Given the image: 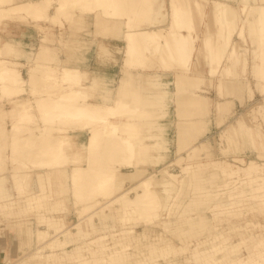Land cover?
Instances as JSON below:
<instances>
[{"label":"bare ground","instance_id":"6f19581e","mask_svg":"<svg viewBox=\"0 0 264 264\" xmlns=\"http://www.w3.org/2000/svg\"><path fill=\"white\" fill-rule=\"evenodd\" d=\"M96 1L98 9L85 0H0V237L15 236L16 227L49 236L48 245L13 261L46 264L63 254L51 263L264 264V119L254 126L237 117L235 135L247 134L243 148L212 157L219 182L205 209L174 215L206 163L192 158L191 147L178 169L169 168L168 89L157 88L169 80L155 82L169 75L162 70L170 62L190 67L201 46L206 72L214 73L222 59L236 57L232 36L244 25L257 38L253 76L262 80L263 101L252 112L264 113V0H114L124 9L116 14ZM32 27L37 45L11 36ZM140 101L158 104L162 119ZM70 210L75 220H62ZM196 219L207 222L180 232L177 221ZM68 232L76 235L72 245L61 237ZM28 241L20 238L17 248Z\"/></svg>","mask_w":264,"mask_h":264},{"label":"rangeland","instance_id":"374dc122","mask_svg":"<svg viewBox=\"0 0 264 264\" xmlns=\"http://www.w3.org/2000/svg\"><path fill=\"white\" fill-rule=\"evenodd\" d=\"M75 1L78 2V4L80 3V5H83V4L86 5V3H88V0H87V2L85 0L84 3H83L84 0L83 1L82 0H79V1L75 0ZM91 1L94 5L97 2L96 0L95 1L90 0L88 4H92ZM235 1H232V2H235ZM114 2H115L114 0H110V1L109 0H105V1L101 0L102 7L104 8V6H106V8H105V9H107L106 11H109V12L113 11V14H114V11L116 9H117L116 11H119V12L115 11V14L124 12L123 11L124 9H122L121 6L118 5L117 3L115 4L116 6H114ZM109 4H110V6H108ZM204 5H202V7L206 8ZM111 6L113 9L110 8ZM77 7H79V6L77 5ZM98 8H99V6L97 7V9ZM74 10H76L75 7H74ZM208 11H209L208 15L211 16V17H209L207 15L210 18L208 20L209 21L211 20L209 22V24H211V26H213V17L214 16H212V14L210 15V12L212 13V11L209 7H208ZM90 13H93V12H90ZM240 17H241V19H242V17H246V13H245V16H244V13L240 14ZM214 19H215V17H214ZM200 23H199V25H200ZM95 26L96 25L90 24L88 29L92 31V28L93 27L95 28ZM243 27H245V26L243 25ZM243 27H239L242 29L241 30V34H242L241 36H235V34L232 36V40H233L232 47L234 45H236L238 47L237 48L236 46H234L235 48H233V50H235V51H233V53L235 52L234 53V55H235L236 50H237V52L239 53V57H237L238 53L236 55L237 58L233 55L231 57H233V58L235 57V60L236 61L238 60L237 62H239V63H236V61L234 60L235 63L231 62L232 65L228 66V64H226L228 61L227 58L225 60L222 59L220 64L218 65V67L216 66L217 68L214 72L215 74L212 72V74H213L212 75L211 73L206 72V70H207L206 68L207 67L209 68L211 66V64L209 63L207 65L208 62H207V58L205 57L206 51L201 46V47L197 48V50L200 49V52H195L193 54L194 57L197 55L196 57H198V59L191 57L192 59L190 61L192 62L191 63L192 65H190V67L189 66H187V67L177 66L175 68V66H174L175 64L170 65L171 64V62H170L169 64H167L168 66L165 67L166 69L162 70L163 72H166L169 75H167V77H164V78L157 77L155 80V82L157 84H159L160 82H164V81H161L162 79L168 78L167 80H169L167 86L160 85L157 87V88L166 87L168 89V95L166 97L167 98L166 130H167L169 147L167 146V152L168 153L165 151L163 152V157L169 161L171 159H173V161H171L169 164V168L178 169L179 163L186 159L188 149L193 147L194 151L192 152V156H193L192 158L197 159L196 162H198L199 164H203V163H206V164H205V166H202L203 169L202 168L200 169V171L203 172V174H202L203 176L200 179L197 178V180L192 184V186L193 187H195L196 185L200 186L204 191L203 194L208 192L207 194L209 197L212 194V190L215 188V186L219 182L218 176L220 173L219 169L216 168L215 166H213L214 165L213 162L215 160H212V157L222 158L224 156L234 154L235 153L234 148L237 146L242 147V142L244 141V140H242V138L247 136V134H243L239 137H238V135L237 136L235 135L234 128H235V125H237V123H236L237 117L239 116L240 118H242V122L246 121L250 124H253L254 126H257V124H258L257 122H260L261 120L264 119V113L252 112V110L255 109L256 105L259 102L263 101V97L260 93V90H261L260 89V83L262 84V80H259V78L257 76L254 77L255 75H257L255 72H256V68H257L258 63H259V55L257 53H255L254 50L251 53V49H254V47L256 46V44L258 42L256 41L257 38L255 37V34H254L255 32H253L252 29L249 32H246L249 30L248 27L247 28L245 27V29H248L245 31H244ZM94 28H93V30H94ZM199 28L200 27L198 26V29ZM239 28H237V29L240 30ZM251 32H253L254 38L252 37L253 34H251ZM20 33L17 34L14 32V34L11 36L15 35L17 40H21L24 42H33L36 45L38 44L40 33L35 28H33V27L32 28H26V29L22 30ZM42 33L44 34V32H42ZM248 33L252 36L246 35ZM248 36L252 37L253 39L248 38ZM245 37L248 39H246ZM10 38L11 37L6 38V39H10ZM52 38H53V35L49 34V37L44 38L43 41L49 42V41H51L50 39H52ZM242 38H243V40H242ZM234 40L236 41V43ZM249 40H251V41H249ZM253 40L256 41V44H254V45H253V43H255V42ZM251 42H252V46L250 45ZM228 48L229 47H227V49ZM201 49H202V51H201ZM196 53H198V54H196ZM253 53L257 54L258 57L255 54L254 55H255V58H257L258 63H257V60L254 58V55H252ZM199 54L202 55L201 59H200ZM203 55H204V57H203ZM250 55L253 57H251ZM202 58H204V59H202ZM233 58H231L229 60L233 61ZM240 59H242L243 61ZM195 60H198V62ZM203 60H205L203 63H205L206 65H204V64L202 65ZM249 60H250V62H249ZM164 61H166V60H163L162 62H164ZM230 61H228L229 64H230ZM240 61H242L241 62L242 64L240 63ZM254 62H256L257 64L255 63L256 65H254ZM251 63H252V65L250 66ZM221 65H222V68H221ZM169 66H174V67L169 68ZM183 67H184V69H183ZM198 67H199V69H198ZM228 67H230V69H233V70H231V72L234 71L233 74H230L231 72L228 69ZM172 68H174L175 70H172ZM178 68H180V69H178ZM220 68H221V70H220ZM223 68L226 70V71L224 70L225 72H222ZM254 68H255V70H254ZM218 69H219V72H218ZM220 72H222V73L219 77ZM227 72L228 73L230 72L229 75ZM223 73H225L226 75ZM253 74H255V75L253 76ZM233 75L235 76L234 78H233ZM179 76L180 77L186 76L187 78L188 77H190V78L195 77L196 79L194 78L195 79L194 80L192 78L193 81L192 80L186 81L184 79L180 80ZM198 78H200V80ZM215 80H217V81H215ZM219 80H221V82H219ZM233 83L238 84V89L229 88V85H231ZM215 85H217V86H215ZM221 85H223L222 86L224 88L223 90L220 89ZM222 93H224V94H222ZM188 96L189 97L191 96L192 98H193V96H194V98L197 96L196 98L198 99V101L196 100V98L193 101L194 98L193 99L191 98L192 99L191 100ZM188 98H189L190 104L186 103V105H184V103L188 101ZM159 99H161L160 94H156L153 98L154 101H158ZM199 102L203 106L199 105ZM140 103H141L140 106L142 107V110H144V109L147 110L150 107L154 108L153 113L156 114V118L162 119V115L160 114L162 109H160L157 106L158 104H153V106H152V105L143 104V101L142 102L140 101ZM197 104L200 107H198ZM160 105H161L160 107L162 108L163 107L162 104H160ZM188 105H190V106H188ZM261 128H262V130H264L263 127H261ZM143 134L146 135V137H147V135H150V133H145L144 131H143ZM186 134H189L188 135L189 140H187L188 142H185V137H183ZM228 136H234L233 137L234 139L231 142H229L226 140L227 139L226 137H228ZM154 141H155V143L160 142L159 140H154ZM180 141H182V144H180ZM69 145H70V143H69ZM144 147H141L139 149L143 150ZM140 156H142V153L139 152V154H138L139 159H140ZM143 162L144 161H142L141 163H143ZM146 162H148V161H146ZM148 168H149V170H151L150 166ZM202 185H205L206 188L202 187ZM67 213L63 214L64 217L58 216L57 217L58 220H60L61 218H62V220L63 219L66 220L67 216H70V213H73V211L70 210V211H67ZM59 217H61V218L59 219ZM57 218L53 219L51 221L55 220L57 222H60L61 220L58 221ZM70 220L74 221L75 218L73 216H70ZM117 223H119V221L116 222V224ZM56 226H57V224H56ZM51 227L52 226H50V228ZM16 228L17 229L15 230L16 233H15V236L13 239V246L11 245L12 249H11L9 254L0 253V264H18V262H14L13 260L15 258H19L22 253H24V252L28 253V251H30L34 246H36L38 244H42L45 246L49 244V241H47L49 236L45 237V239H44L43 237H41V235H35L33 233H29L27 231L26 227H24V228L16 227ZM72 229L74 230V228H71L70 230H72ZM138 230H139V228H138ZM63 236H64V238L69 240L68 245H70V244L72 245V244H74L75 241H77V240H75L76 235L74 232H68V233L61 235V237H63ZM22 237L23 238L27 237L30 239V241H28L29 244H28V247L26 249H23V248L18 249L17 248L18 247L17 243L19 242V239ZM39 238H41V239H39ZM67 248H70V247L68 246ZM46 249L47 248H45V250ZM31 251H33V250H31ZM60 256H63V254H60V255L55 256V257H52V256L49 257L50 261L46 264H53V263L58 262L59 261L58 258ZM51 262H53V263H51Z\"/></svg>","mask_w":264,"mask_h":264},{"label":"crops","instance_id":"0c3cea01","mask_svg":"<svg viewBox=\"0 0 264 264\" xmlns=\"http://www.w3.org/2000/svg\"><path fill=\"white\" fill-rule=\"evenodd\" d=\"M202 174H203V172L198 174L196 177H192V184L197 180V178L200 179L203 176ZM191 187H193V186H191ZM202 187L206 188L205 185H202ZM203 192L204 191L200 186L197 189H196V187H193L191 192L188 193L189 202H186V200H187L186 199V200H182L181 203H178L183 207V209L180 210L181 206H178V207L176 206L177 208L175 207L176 209H175L174 215H178V216L180 214L189 215V214H193L194 211L195 212H199V211L203 212V210L206 207L207 200L210 198L207 194L208 192H206L204 194H203ZM177 222H178V229H180L181 233L185 234L189 231L190 228L195 230L197 228V223L206 224L207 221H206V219H200V220L196 219V220H182L181 222H179V221H177ZM179 225H181L180 228H179ZM13 239H14V236L9 234L7 231H5L3 233V236L0 237V253H3V254H9L10 253L12 246H13Z\"/></svg>","mask_w":264,"mask_h":264}]
</instances>
